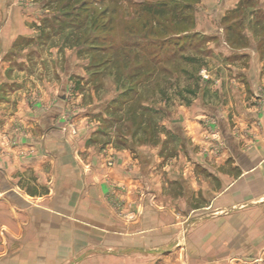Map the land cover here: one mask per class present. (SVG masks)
<instances>
[{"label": "rangeland", "instance_id": "rangeland-1", "mask_svg": "<svg viewBox=\"0 0 264 264\" xmlns=\"http://www.w3.org/2000/svg\"><path fill=\"white\" fill-rule=\"evenodd\" d=\"M242 1L0 0V148L130 151L150 215L128 223L155 233L117 264H264V203L210 204L243 100L264 106V0Z\"/></svg>", "mask_w": 264, "mask_h": 264}, {"label": "crops", "instance_id": "crops-1", "mask_svg": "<svg viewBox=\"0 0 264 264\" xmlns=\"http://www.w3.org/2000/svg\"><path fill=\"white\" fill-rule=\"evenodd\" d=\"M259 60L257 55L249 58V62ZM253 66L241 68V73L256 76ZM261 101L243 100L241 138L234 136L236 161L231 168L221 154L222 164L217 169L221 189L210 204L216 201L224 208L264 203ZM52 141L38 148L33 139L26 138L24 148H15L10 155L0 148V264H117L113 253H133L136 239L150 245L153 230L135 229L128 223L135 206L150 215L149 206L136 194L132 171L136 162L131 152L109 146L107 159L101 152L98 161H91L83 151L54 148ZM111 155L112 162L108 160ZM231 169L237 175L231 177ZM180 198L158 196L157 201L166 209L171 200ZM165 209L157 210L162 221L156 228L160 234L169 225ZM103 254L108 263H103Z\"/></svg>", "mask_w": 264, "mask_h": 264}, {"label": "trees", "instance_id": "trees-1", "mask_svg": "<svg viewBox=\"0 0 264 264\" xmlns=\"http://www.w3.org/2000/svg\"><path fill=\"white\" fill-rule=\"evenodd\" d=\"M248 1H250V0H247V2H248ZM242 3L245 4V1L243 0ZM164 12H165V11H164ZM164 12H163V13H164Z\"/></svg>", "mask_w": 264, "mask_h": 264}]
</instances>
